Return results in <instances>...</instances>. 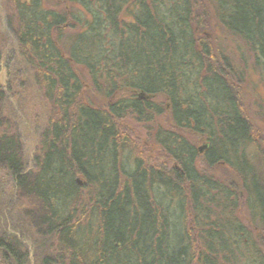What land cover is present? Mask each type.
I'll return each mask as SVG.
<instances>
[{"label":"trees","instance_id":"1","mask_svg":"<svg viewBox=\"0 0 264 264\" xmlns=\"http://www.w3.org/2000/svg\"><path fill=\"white\" fill-rule=\"evenodd\" d=\"M5 4L0 264H264V176L249 158L260 153L264 169V143L238 93L247 67L264 81V0ZM214 26L243 70L211 40ZM81 70L104 106L81 99ZM25 93L46 112L32 168L15 126ZM166 112L172 126L153 137L169 165H156L120 121ZM187 129L208 144L202 154ZM200 158L231 168L238 187Z\"/></svg>","mask_w":264,"mask_h":264},{"label":"rangeland","instance_id":"2","mask_svg":"<svg viewBox=\"0 0 264 264\" xmlns=\"http://www.w3.org/2000/svg\"><path fill=\"white\" fill-rule=\"evenodd\" d=\"M8 6L5 4V0H0V13H7ZM66 33H70L71 31L67 30ZM211 37V40L214 41L216 46L218 45L227 53H230L232 58V62L234 65L235 71L239 72L240 70L244 69V64L239 60L238 51L235 49V44L232 40L229 39L218 27H213L212 31L208 33ZM2 31L0 28V41L2 39ZM2 44V43H1ZM11 67L10 59L0 63V86L3 89H7L5 85V78L7 69ZM80 77L84 88L82 90L81 99L84 102L91 103L96 106H104L106 100L99 95L97 92L93 90L90 86V79L87 73L84 70L80 71ZM17 92L19 90L17 86ZM21 90V89H20ZM239 95L240 101L244 110V113L248 117L249 121L251 122L254 130V137L256 143L259 145H263L264 143V81L260 77V73L253 71L251 68L247 67L246 71L243 73V80L239 82ZM28 97L25 99L24 107H23V114L16 111L17 115L15 117V126L17 131L20 135L21 141L24 146V156L27 157V162L29 168L33 167V155L37 149L38 145V137L35 131V127L37 125H41L45 118L44 114H46L44 109L42 108L41 104L32 99L28 96V93H25ZM13 101L14 97H12ZM41 106V107H40ZM16 110V108L14 107ZM120 124L123 128H125L126 133L130 134L134 137L136 141H138L139 148L142 150L143 154L145 155L144 158L149 163L161 165V164H168L169 161L163 152L158 148L154 141V132L157 128H170L172 123L170 121V116L168 112L164 113L163 115L156 116L153 121L151 122H139L133 120L132 118H123L120 121ZM185 136H187L190 140H192L196 147H201L204 144H207L206 141L200 137L197 133L187 129L183 130ZM208 145V144H207ZM206 148H204L200 154L204 152ZM260 151V148H259ZM255 153H251L249 158L251 159V163L254 165L255 170L257 173L264 176V169L262 167V161L259 155H257V151ZM197 166L200 170L205 172L212 173L216 178L225 181L227 183H231L233 186H237L238 184V177L225 164H219L215 167L210 168V170L204 165L201 161V158L197 161ZM81 182V181H80ZM238 187V186H237ZM237 192L239 193L240 197L242 195L241 189L237 188ZM237 215L240 220L249 225V217L248 212L245 208L243 198L241 197L240 206L237 210Z\"/></svg>","mask_w":264,"mask_h":264},{"label":"water","instance_id":"3","mask_svg":"<svg viewBox=\"0 0 264 264\" xmlns=\"http://www.w3.org/2000/svg\"><path fill=\"white\" fill-rule=\"evenodd\" d=\"M139 96H140V97H143V95H142L141 93H139ZM206 147H207V144H204L203 146L198 147L197 149H198L199 152H201V151H202L204 148H206ZM78 182L81 183L80 180H78Z\"/></svg>","mask_w":264,"mask_h":264}]
</instances>
